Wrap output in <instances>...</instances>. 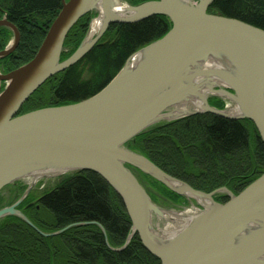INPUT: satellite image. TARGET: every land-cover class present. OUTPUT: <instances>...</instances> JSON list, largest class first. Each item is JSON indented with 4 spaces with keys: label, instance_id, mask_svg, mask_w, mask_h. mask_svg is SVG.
I'll return each instance as SVG.
<instances>
[{
    "label": "water",
    "instance_id": "95a60500",
    "mask_svg": "<svg viewBox=\"0 0 264 264\" xmlns=\"http://www.w3.org/2000/svg\"><path fill=\"white\" fill-rule=\"evenodd\" d=\"M214 1L129 4L123 0H63L35 56L0 73V83H6L4 88L0 86V193L20 180L32 181L15 203L0 208V220L18 216L46 236L80 224L46 233L19 205L40 178L88 170L110 184L130 216V234L117 250L127 247L138 234L161 264H264V173L238 194L227 187L206 192L132 148L138 135L201 113L251 120L264 141V29L210 13ZM93 12L96 15L85 38L62 60L69 32ZM154 15L171 20L169 31L131 54L97 93L74 103L19 114L49 78L83 59L111 24L138 22ZM99 18L101 26L92 36ZM0 27L14 34L12 43L0 51L2 59L14 52L21 35L7 16L0 19ZM213 97L231 104L220 109L210 103ZM139 172L200 207L174 233L163 237L160 233L169 222L167 213L185 211L157 205ZM218 194L229 199L217 201ZM155 219L167 223L161 227Z\"/></svg>",
    "mask_w": 264,
    "mask_h": 264
},
{
    "label": "trees",
    "instance_id": "16d2710c",
    "mask_svg": "<svg viewBox=\"0 0 264 264\" xmlns=\"http://www.w3.org/2000/svg\"><path fill=\"white\" fill-rule=\"evenodd\" d=\"M128 1L138 4L147 0ZM62 3L63 0H0V12L21 34L17 49L0 60L7 72L35 56ZM208 11L264 29V0H215ZM94 15L86 14L71 29L62 60L75 52ZM171 26L165 15L111 24L83 59L49 78L19 114L92 96L120 71L131 54L165 35ZM9 37L10 31L1 27L0 51ZM132 148L171 175L206 192L227 187L238 194L264 173V141L248 119L194 114L138 135ZM160 185L172 197L182 198ZM28 198L20 208L39 230L53 233L80 224L46 236L20 217L7 216L0 220V264H161L138 234L127 247L117 250L130 234L132 222L121 197L96 172L68 174L37 199ZM215 199L226 202L229 197L221 194ZM31 201L34 204L25 208Z\"/></svg>",
    "mask_w": 264,
    "mask_h": 264
},
{
    "label": "rangeland",
    "instance_id": "374dc122",
    "mask_svg": "<svg viewBox=\"0 0 264 264\" xmlns=\"http://www.w3.org/2000/svg\"><path fill=\"white\" fill-rule=\"evenodd\" d=\"M124 3H129L131 4L128 0H123ZM6 15L4 13L0 12V19L4 18ZM95 16V15H94ZM94 16L91 18V20L94 18ZM91 20L89 22V25L91 23ZM1 28V27H0ZM8 29V28H7ZM10 31V37L7 40L4 48L2 50H4L7 46H9L13 39H14V34L13 32L8 29ZM89 30V27H88ZM88 30L86 31L83 39L85 38ZM21 35V34H20ZM82 39V41H83ZM21 40V38H20ZM81 41V42H82ZM80 42V44H81ZM20 43V42H19ZM79 44V45H80ZM19 46V45H18ZM17 46V47H18ZM79 47V46H78ZM77 47V48H78ZM17 49V48H16ZM15 49V50H16ZM14 50V51H15ZM66 52L70 51V48L67 47ZM13 53V52H12ZM74 53V52H73ZM1 60V59H0ZM23 65V64H22ZM0 73H8L3 66L0 64ZM6 85L5 82H1L0 86L1 88H4ZM217 99L220 100V102L223 104V106H219L220 104H218ZM210 103H212V105H215L216 107L222 109L225 108L227 105H230L231 103L228 100H225L223 98L220 97H213V101L212 98L210 99ZM74 172H70V173H66V174H61L58 176H50V177H43L40 178L36 183L35 186L32 188V190L30 191L29 195H28V199L29 200H35L37 199L39 196H41L43 193L53 189L54 187H56L58 185V183L68 174H71ZM139 177L141 178L142 182L144 183V185L147 187V189L149 190V193L152 195L155 203L157 205H159L160 207L164 208V209H168V210H173V211H187V210H195V207H200L198 205V203L194 202H190L187 198H185L184 196H182V198H174L171 195L168 194V192L160 185L161 183L158 182L157 180H155L154 178L143 174L142 172H139ZM157 181V182H155ZM22 183V184H21ZM20 183V189H14V185L10 184L8 186H6L0 193V208L7 206L9 204H13L15 203L23 194L24 192L27 190V188L31 185L32 181L31 180H24L23 182ZM163 185V184H162ZM164 186V185H163ZM166 187V186H165ZM221 195V194H218ZM224 195V194H223ZM181 196V195H180ZM219 201V200H217ZM155 223H160V220L155 219ZM167 222H165L164 220L161 221L160 226L164 227L166 225ZM133 239V238H132ZM126 243V241H125ZM124 243V244H125ZM109 244V243H108ZM124 244L122 246H124ZM121 247V246H120Z\"/></svg>",
    "mask_w": 264,
    "mask_h": 264
},
{
    "label": "bare ground",
    "instance_id": "6f19581e",
    "mask_svg": "<svg viewBox=\"0 0 264 264\" xmlns=\"http://www.w3.org/2000/svg\"><path fill=\"white\" fill-rule=\"evenodd\" d=\"M121 7H117V11L121 12ZM101 26V19H97L95 20L93 27H92V36L96 34V32L99 30ZM192 213V210H187L185 212H180L177 214H172V213H167V219H168V223L167 226L165 228H163L160 234H162L163 237L168 236L169 233H174L176 231L177 228H180L181 225L183 224V222L185 221V217ZM170 221H173L172 223Z\"/></svg>",
    "mask_w": 264,
    "mask_h": 264
},
{
    "label": "flooded vegetation",
    "instance_id": "af4514ba",
    "mask_svg": "<svg viewBox=\"0 0 264 264\" xmlns=\"http://www.w3.org/2000/svg\"><path fill=\"white\" fill-rule=\"evenodd\" d=\"M212 101H213V98H212ZM24 180H20V181H18V182H16L15 184H13L14 185V189H17V190H19L20 189V183L21 182H23ZM22 184V183H21ZM29 195V194H28ZM28 198V196L26 197V199ZM26 199L19 205V209H21L20 207H21V205L26 201ZM30 203H32V201L31 202H29V203H27L26 205H25V208H28V207H30V206H28ZM34 203V202H33ZM33 205V204H32ZM31 205V206H32Z\"/></svg>",
    "mask_w": 264,
    "mask_h": 264
}]
</instances>
